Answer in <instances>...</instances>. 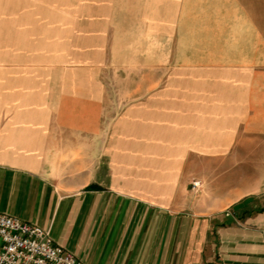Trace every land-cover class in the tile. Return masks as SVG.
Listing matches in <instances>:
<instances>
[{"label":"crops","instance_id":"obj_1","mask_svg":"<svg viewBox=\"0 0 264 264\" xmlns=\"http://www.w3.org/2000/svg\"><path fill=\"white\" fill-rule=\"evenodd\" d=\"M50 1L66 26H131V82L104 83L89 33L58 109L55 78L39 103L40 67L7 62L0 212L84 264H264V0ZM57 138L80 181L49 163Z\"/></svg>","mask_w":264,"mask_h":264},{"label":"rangeland","instance_id":"obj_2","mask_svg":"<svg viewBox=\"0 0 264 264\" xmlns=\"http://www.w3.org/2000/svg\"><path fill=\"white\" fill-rule=\"evenodd\" d=\"M56 1L63 3V0ZM191 1L194 0L186 2ZM50 2V0H0V121L9 113L8 107L4 105L6 101H16L23 97L16 93L12 84L5 81L6 63L19 61L26 68L40 67V72L35 75L39 79L37 82L39 84L35 85L38 92L34 98L39 103L45 101L43 95L52 88L51 83L47 84V79L55 78L54 94L49 101L58 109L64 102L61 95L66 91L63 83L66 75L59 69H63L70 62L74 65L79 64L81 57L76 47L80 45L83 34L89 33L82 38V43L89 49L88 60L92 61L89 64H94L100 54L102 56L98 61L102 62L101 69L104 74L100 76L104 83L125 85L131 82V73H126L131 69V26H66L65 11L52 9L48 6L51 5ZM101 44L105 47L102 51L91 50V47H101ZM48 66H56L55 74L43 72V68ZM95 92L89 91L92 95ZM106 92L109 93L110 100L123 93L122 90L117 91L113 88L107 89ZM109 104L110 110L113 102ZM110 123L111 119L105 120V128ZM68 140L56 139L57 149H54L56 154L51 155L49 163L60 167L72 181L78 182L80 177L71 175L74 173L75 160L80 157L77 152L80 145L74 143L67 146ZM66 146L69 149L67 148L65 152L63 150Z\"/></svg>","mask_w":264,"mask_h":264},{"label":"built area","instance_id":"obj_3","mask_svg":"<svg viewBox=\"0 0 264 264\" xmlns=\"http://www.w3.org/2000/svg\"><path fill=\"white\" fill-rule=\"evenodd\" d=\"M198 179L191 181L199 189ZM0 264H84L73 253L55 243L49 229L0 212Z\"/></svg>","mask_w":264,"mask_h":264}]
</instances>
